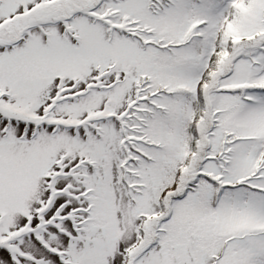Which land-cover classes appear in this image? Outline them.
I'll return each mask as SVG.
<instances>
[{
	"label": "snow or ice",
	"instance_id": "obj_1",
	"mask_svg": "<svg viewBox=\"0 0 264 264\" xmlns=\"http://www.w3.org/2000/svg\"><path fill=\"white\" fill-rule=\"evenodd\" d=\"M0 264H264V0H0Z\"/></svg>",
	"mask_w": 264,
	"mask_h": 264
}]
</instances>
